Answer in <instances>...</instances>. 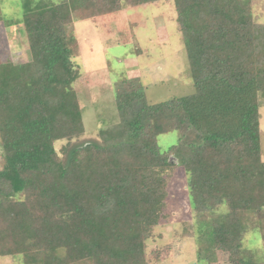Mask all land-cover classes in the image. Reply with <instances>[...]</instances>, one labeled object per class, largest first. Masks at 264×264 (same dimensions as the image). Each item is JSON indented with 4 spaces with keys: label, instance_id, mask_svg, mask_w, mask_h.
<instances>
[{
    "label": "trees",
    "instance_id": "1",
    "mask_svg": "<svg viewBox=\"0 0 264 264\" xmlns=\"http://www.w3.org/2000/svg\"><path fill=\"white\" fill-rule=\"evenodd\" d=\"M157 1L166 0H62L36 9L22 0L20 19L0 7V24H21L29 53L18 64L0 60V257L147 264L146 241L166 218L167 184L182 168L194 222L209 215V250L199 246L198 260L214 264L215 236H226L235 264H264L242 245L264 213V25L253 22L248 0H172L192 93L149 103L138 78L117 81L118 123L99 129L97 141L69 144L84 133L72 20ZM170 131L177 142L160 152L156 137ZM59 140L68 143L58 153Z\"/></svg>",
    "mask_w": 264,
    "mask_h": 264
},
{
    "label": "rangeland",
    "instance_id": "2",
    "mask_svg": "<svg viewBox=\"0 0 264 264\" xmlns=\"http://www.w3.org/2000/svg\"><path fill=\"white\" fill-rule=\"evenodd\" d=\"M62 0H30L32 9L57 4ZM252 20L264 25V0H248ZM3 16L20 19L22 0H0ZM176 21L172 0L157 1L92 20H72L68 34L76 43L72 58L79 72L73 83L82 110L84 133L69 141L78 145L97 141L98 130L118 123L114 106L115 82L138 78L144 87L149 103H157L173 97L192 93L186 53ZM21 24L4 28L0 24V60L8 58L15 64L29 60ZM260 148L264 160V95L260 97ZM178 134L170 131L156 137L160 152H166L177 142ZM68 143L59 140L55 150ZM61 155V154H60ZM170 162L175 163L169 156ZM1 166V159H0ZM215 213H224L221 206ZM165 215L146 241L147 264H205L198 260L209 250V215L194 222L190 199L186 189V174L176 168L167 184ZM260 230H251L242 240L243 249L251 251L256 260L264 262V213L257 217ZM200 233L202 234L201 238ZM203 241V242H202ZM214 264H235L237 251L226 236H215ZM0 264H21L19 259L0 257Z\"/></svg>",
    "mask_w": 264,
    "mask_h": 264
},
{
    "label": "water",
    "instance_id": "3",
    "mask_svg": "<svg viewBox=\"0 0 264 264\" xmlns=\"http://www.w3.org/2000/svg\"><path fill=\"white\" fill-rule=\"evenodd\" d=\"M169 162H170V159H169ZM171 163V162H170Z\"/></svg>",
    "mask_w": 264,
    "mask_h": 264
}]
</instances>
